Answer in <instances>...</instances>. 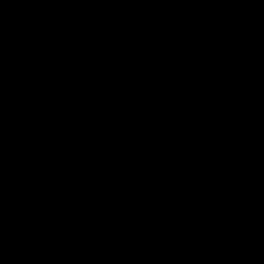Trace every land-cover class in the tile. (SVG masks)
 Instances as JSON below:
<instances>
[{
	"label": "water",
	"instance_id": "1",
	"mask_svg": "<svg viewBox=\"0 0 264 264\" xmlns=\"http://www.w3.org/2000/svg\"><path fill=\"white\" fill-rule=\"evenodd\" d=\"M0 264H264V0H0Z\"/></svg>",
	"mask_w": 264,
	"mask_h": 264
}]
</instances>
